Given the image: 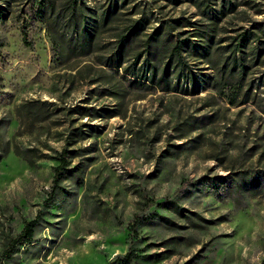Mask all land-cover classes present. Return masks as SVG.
Listing matches in <instances>:
<instances>
[{"label": "rangeland", "instance_id": "rangeland-1", "mask_svg": "<svg viewBox=\"0 0 264 264\" xmlns=\"http://www.w3.org/2000/svg\"><path fill=\"white\" fill-rule=\"evenodd\" d=\"M130 1L124 10L145 9L153 26L157 18H198L186 0ZM36 9L33 0L12 1L0 22V264H106L129 245L128 264H264V193L236 196L230 184L214 187L208 179L264 168L259 100L230 106L201 86L200 72L212 70L194 61L199 84L182 79L185 91L129 87L122 70L98 61L110 49L108 31L90 55L59 60L41 18L31 17ZM263 72L264 63L250 76L259 97ZM115 81L125 89L122 104L120 97L100 94V87ZM31 101L55 110L29 116ZM76 105L119 109L121 115L67 116V107ZM80 124L87 138L69 146L82 149L69 154L68 167L76 171L64 174L50 200L55 158L68 129ZM145 198L163 206L151 208V218L130 239L128 227ZM32 219H38L33 241L6 253V240Z\"/></svg>", "mask_w": 264, "mask_h": 264}, {"label": "trees", "instance_id": "trees-1", "mask_svg": "<svg viewBox=\"0 0 264 264\" xmlns=\"http://www.w3.org/2000/svg\"><path fill=\"white\" fill-rule=\"evenodd\" d=\"M12 1L15 0H0V22L8 18ZM33 1L37 9L31 17L41 18L59 60L70 54L90 55L97 50L102 33L108 31L111 46L105 55H100L98 61L115 73L122 70L121 78L127 81L124 84L129 87L135 85L145 91H185L179 87L182 79H191L199 84L191 66V61H194L197 64H208L212 70V73L200 72L198 78L203 88H210L230 106H240L257 98L264 114V96L259 97L252 92L255 82L250 79L252 68L264 63V18H253V15L264 14V0H186L196 8L197 19L184 15L157 18L154 26L145 9L138 11L137 5H132V10H124L130 0H101L96 6L87 5V0ZM100 92L102 96L120 97L121 104L125 96V89L117 81L100 87ZM36 103H27L25 110L29 116L35 117L54 109L45 107L49 105L48 102L43 101L40 107ZM67 108V116L77 113L80 118L121 115L119 109L80 105ZM58 110L61 109L58 107ZM70 121L73 123V118ZM82 125L68 129L64 147L55 158L58 164L53 169L50 200L60 188L64 174L76 171L77 167H68L69 154L74 157L82 149H70L69 146L87 138ZM259 150L260 153L264 152V149ZM227 177L229 179L223 177L218 181L217 176H213L208 178L209 184L217 187L228 183L234 190L231 193L236 196L242 195L243 191L248 194L264 193V168L237 170ZM182 183L183 189L180 187V191H184L190 184L189 180ZM160 206H163V202L145 198L128 227V238L135 235L140 223L151 218L147 212ZM173 208L180 214L183 211L176 204H173ZM160 218L171 223L165 217ZM37 220L26 221L18 235L6 240V253H10L18 244L33 241ZM132 256L129 245L126 253L116 254L113 261L106 264H128Z\"/></svg>", "mask_w": 264, "mask_h": 264}]
</instances>
